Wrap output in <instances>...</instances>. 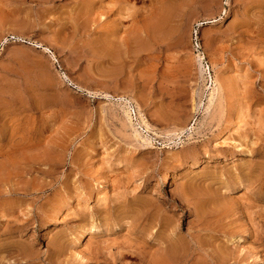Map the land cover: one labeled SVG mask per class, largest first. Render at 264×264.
<instances>
[{
  "label": "rangeland",
  "instance_id": "1",
  "mask_svg": "<svg viewBox=\"0 0 264 264\" xmlns=\"http://www.w3.org/2000/svg\"><path fill=\"white\" fill-rule=\"evenodd\" d=\"M0 264H264V0H0Z\"/></svg>",
  "mask_w": 264,
  "mask_h": 264
},
{
  "label": "bare ground",
  "instance_id": "2",
  "mask_svg": "<svg viewBox=\"0 0 264 264\" xmlns=\"http://www.w3.org/2000/svg\"><path fill=\"white\" fill-rule=\"evenodd\" d=\"M203 1V0H202ZM207 2V1H206ZM215 3V2H214ZM132 4V3H131ZM205 4V3H204ZM207 4V3H206ZM171 5V4H170ZM207 7V6H206ZM174 9V8H173ZM119 11H123V9L122 10H119ZM128 12V11H127ZM120 13V12H119ZM130 14V13H129ZM164 14V16H165V13H163ZM118 15V14H117ZM135 15L136 14H134V16H131V17H135ZM129 16V15H128ZM163 16V15H162ZM164 16L162 17V18H164ZM131 21V20H130ZM168 22V21H167ZM169 23V22H168ZM147 27V26H146ZM145 27V28H146ZM149 27V26H148ZM144 28V29H145ZM121 31V30H120ZM126 31V30H125ZM146 33V32H145ZM141 34V33H140ZM148 35V34H147ZM145 36V35H144ZM155 36V35H154ZM144 40L146 41V39L144 38ZM143 40V41H144ZM154 41V40H153ZM121 43V42H120ZM143 45V44H142ZM120 46V45H119ZM119 46H117V45H115L113 42H112V44H110L109 45V48L107 49V53H106V58H107V62H108V64H109V67H110V69H109V71H108V77L111 79V80H114L115 79V77H117V76H120L119 74H120V72H121V69H120V64H121V61L123 60V52L125 51L124 50V48H123V52H122V49L119 47ZM124 47V46H123ZM141 47V46H140ZM107 48V47H106ZM135 49H137V48H135ZM129 53V52H128ZM127 53V54H128ZM148 56V55H147ZM128 62V61H127ZM125 63V62H124ZM123 65V64H122ZM203 70V69H202ZM101 71H102V69H101ZM105 72H107V70L105 71ZM124 72V71H123ZM94 76V75H93ZM98 77V76H97ZM118 78V77H117ZM110 79H108V80H110ZM128 80V79H127ZM102 82V81H101ZM108 82V81H107ZM117 84V83H116ZM221 92V91H220ZM213 96V95H212ZM215 100V99H214ZM211 101H212V99H211ZM129 104V103H128ZM212 104V103H211ZM127 105V104H126ZM129 106V105H128ZM137 107V106H136ZM129 108H130V106H129ZM128 109V108H127ZM132 110V109H131ZM128 112V111H127ZM126 112V113H127ZM140 112V111H139ZM131 114H132V111H131ZM135 114H136V112H135ZM139 115H140V113H139ZM128 117H129V115H128ZM130 119H131V117H130ZM143 119V118H142ZM248 199V198H247ZM254 207H256V206H254ZM263 217V216H262ZM254 218V217H253ZM84 234H85V232H82L81 234H79V236H78V240H80L83 236H84ZM173 245V244H172ZM169 254V253H168Z\"/></svg>",
  "mask_w": 264,
  "mask_h": 264
}]
</instances>
